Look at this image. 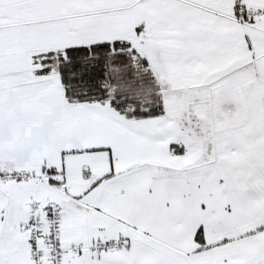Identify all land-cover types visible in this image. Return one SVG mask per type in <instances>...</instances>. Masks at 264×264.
<instances>
[{"label": "snow or ice", "instance_id": "1", "mask_svg": "<svg viewBox=\"0 0 264 264\" xmlns=\"http://www.w3.org/2000/svg\"><path fill=\"white\" fill-rule=\"evenodd\" d=\"M0 264H264V0H0Z\"/></svg>", "mask_w": 264, "mask_h": 264}]
</instances>
